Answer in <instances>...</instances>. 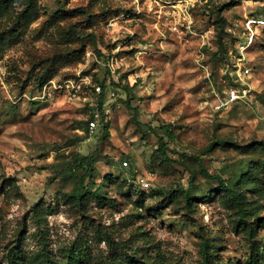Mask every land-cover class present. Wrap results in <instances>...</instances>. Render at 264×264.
Returning <instances> with one entry per match:
<instances>
[{
  "label": "rangeland",
  "instance_id": "obj_1",
  "mask_svg": "<svg viewBox=\"0 0 264 264\" xmlns=\"http://www.w3.org/2000/svg\"><path fill=\"white\" fill-rule=\"evenodd\" d=\"M36 2L0 44V264H207L206 240L219 248L213 264H252L221 185L264 239V0ZM47 72L90 83L77 99L33 104ZM231 89L247 97L218 110ZM78 155L94 166L96 195L82 202L69 198ZM255 168L258 181L240 186ZM73 249L87 257L72 262Z\"/></svg>",
  "mask_w": 264,
  "mask_h": 264
},
{
  "label": "trees",
  "instance_id": "obj_2",
  "mask_svg": "<svg viewBox=\"0 0 264 264\" xmlns=\"http://www.w3.org/2000/svg\"><path fill=\"white\" fill-rule=\"evenodd\" d=\"M16 1H20V5L23 6V10L20 13H12L13 9H11ZM12 10V11H11ZM38 8H37V2L36 0H0V26L2 23V20L8 17L10 22H12V25L10 27L4 28L3 31H0V44L2 46L6 45V36H14L19 32V27L23 24H29L30 21L33 19V16L36 14ZM77 12H80L78 10L72 11L70 13L75 14ZM75 54V51L71 52ZM50 72H47L40 78V83L37 86V94L42 90L43 86L53 79L50 76ZM236 80V79H235ZM237 81V80H236ZM113 84V82H112ZM101 89L104 87L103 85L99 86ZM33 104H36L38 102L32 101ZM93 119V116L91 120ZM90 120V121H91ZM163 129L166 132V136L169 139L174 138V134L171 130V126H165ZM160 150L162 154L168 159L165 145L163 144V138L160 137ZM180 157L185 158L186 155H181ZM92 156H81L78 155L73 159L70 163V169L72 170V177L75 180V187L73 189L72 194L69 196V198L72 200L80 201L96 195L94 192H91L88 190V186L86 185L87 180L92 176L94 172V166L92 165ZM81 174V175H80ZM259 170L257 168L255 169H249V170H243L236 179L242 184L240 186H244L246 183L250 181H258L259 179ZM221 188L229 193V195L233 199V204L237 209V212L241 218V221L245 224L243 225V232L245 233L246 237L250 240L251 244V255L249 257V261L252 264H264V239H257V229L258 227H261L260 220L255 219L254 222L251 221L252 214L247 211L246 209V203H243L240 194L233 188H229L225 183L221 185ZM188 199H190V196H188ZM204 251H205V260L207 264H213L215 255L219 252V248L217 245L213 243L212 240H206L204 242ZM87 257V254H85L82 250L73 249L71 251V261L73 262L76 258L85 259ZM11 264H24L23 261L19 260L18 257L14 258L10 261ZM131 262H128L130 264ZM46 264H53L52 261H47Z\"/></svg>",
  "mask_w": 264,
  "mask_h": 264
},
{
  "label": "built area",
  "instance_id": "obj_3",
  "mask_svg": "<svg viewBox=\"0 0 264 264\" xmlns=\"http://www.w3.org/2000/svg\"><path fill=\"white\" fill-rule=\"evenodd\" d=\"M237 79L244 82V79L248 78L250 76V70L246 67H242L239 65V68L237 69ZM90 83L88 78H84L83 76H78L76 79H65L61 81L56 80H50L48 81L42 88V90L39 92V94L36 95V97H33L32 101H45L49 100L53 97L56 93H67L71 98L77 99L80 97L81 92L84 90L85 85H88ZM96 91L98 93L101 92V87H96ZM247 97L246 90H243L242 93L239 90L231 89L227 92V96H225L223 99L218 100L217 109H228L231 107L234 103L237 101H240L242 99H245ZM99 119L100 114L94 113L93 119L90 121L89 130L91 134L95 132V130L98 128L99 125Z\"/></svg>",
  "mask_w": 264,
  "mask_h": 264
}]
</instances>
